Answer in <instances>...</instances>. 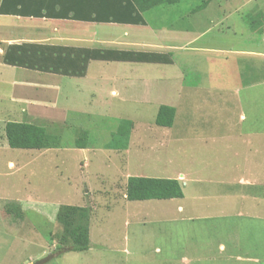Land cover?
I'll return each mask as SVG.
<instances>
[{
    "label": "rangeland",
    "instance_id": "rangeland-1",
    "mask_svg": "<svg viewBox=\"0 0 264 264\" xmlns=\"http://www.w3.org/2000/svg\"><path fill=\"white\" fill-rule=\"evenodd\" d=\"M202 5V8H198ZM248 13H262L264 16V0H183L175 6L160 7L144 15L155 29L162 28L166 33L174 31L180 38L186 34L183 44H174L177 46L173 54L175 65L181 68L188 84L200 81L202 86L199 87L208 90L201 93L204 99L221 102L220 98H228L232 119L241 124L239 118L242 114L247 119L244 125H249L251 114L261 112L258 118L264 119V35L251 32L244 24L243 18ZM0 20L4 26L24 24L11 19ZM176 23L180 25L176 26ZM166 42L170 44V41ZM187 42L188 47L183 46ZM99 69L107 78L124 75V81L116 84L119 97L109 94L108 83L105 84L107 94L90 97L87 92L95 84L89 80L83 83V94L68 99L60 96L56 109L48 107L68 113L66 124H58L63 146L60 156L53 152L49 156L50 159H54L53 156L60 158L59 161L63 163L61 176L56 173L59 164L50 159L43 164L24 168L20 173L8 168V162L16 166L28 157L25 151L2 146L5 141L2 127L7 121L6 115L17 118L23 105L0 102V196L11 195L14 188L20 187L22 181L29 177L28 171L38 172L30 176L34 181L33 188L40 190L42 198L48 202L58 201L59 204L74 206L79 203L80 195L85 196L87 191L89 195L82 197L86 206L90 207L91 202L95 208L98 207L96 214L90 215L92 223L89 239L92 247L86 252H69L58 256L56 249L69 245L68 237L56 220L58 207L40 209L36 215L28 209L20 212L12 205H7L15 202L0 199V235H9L3 224L18 226L24 220L41 235L39 238L27 236V244L23 247L0 245V264H18L27 256L35 257L29 260V264H35L45 257L48 259L43 264H223L217 259V248H212L211 242L215 241L212 239L221 238V234L228 233V223L227 228H223V224L214 222H194L193 226L191 223L186 226L179 220L170 223L153 221L149 219V213L151 216L152 213L150 210L148 212V208L156 207L155 202L137 203L138 212L135 211V203L124 210L115 205L110 214L104 215L101 209L104 205L100 199H104L103 196L109 192L122 197L125 194V180L128 176H135V164L142 172L148 171L152 165L147 158L143 159V163H135V129L150 139L163 137L152 129L159 128L154 123L155 114L159 105L175 98L180 81L174 65L119 64L116 67L106 63L102 68L91 69V78ZM14 77L25 79L26 75L23 72ZM128 77L130 82L127 81ZM70 82L60 84L68 85L67 90L71 91L70 86L74 85ZM244 82L262 84L263 87L261 90L243 92L241 89L238 92L237 86H242ZM0 89L4 90L1 86ZM6 109L7 113L3 112ZM47 119L56 120L50 113ZM122 120L130 121L133 125L129 135V152L126 154L104 149ZM82 131L89 136L90 148L85 151L72 147ZM116 163H121V171L109 168L110 164ZM165 206L175 205L165 203ZM95 222H99L98 226L94 225ZM236 237L242 239L243 230L236 232ZM190 239L197 243L196 248L187 247ZM195 250L199 252L195 253ZM229 264L242 263L232 260Z\"/></svg>",
    "mask_w": 264,
    "mask_h": 264
},
{
    "label": "crops",
    "instance_id": "crops-1",
    "mask_svg": "<svg viewBox=\"0 0 264 264\" xmlns=\"http://www.w3.org/2000/svg\"><path fill=\"white\" fill-rule=\"evenodd\" d=\"M4 5L8 9L19 11L22 15H0V19L16 20L26 26L15 24L12 25L14 27L4 26L0 20V82H2L0 86L4 88V90L0 89V102L23 105L17 118L6 115L7 121L3 124L2 132L9 121L66 124L68 120L66 111L57 112L48 107L56 109V102L60 96L68 99L83 94L85 89L83 83L89 80L94 81L95 84L87 92L90 97L107 94L108 88L105 86L107 83L110 86L109 94L115 98L120 96L116 84L124 81V75L107 78L102 75V69H99L95 71L94 78H91V69L102 68L106 63L116 67L119 64L127 66L158 64L91 60L84 77H68L5 64V55L21 53L18 49L20 46L37 45L74 50L110 51L115 59L122 52L170 56V64L159 65H174L180 81L179 88L175 91V98L165 101L167 104H162L175 109L174 122L169 128H152L153 131L155 129L157 133L162 134L163 137L160 139L144 137L143 133L135 129V163H143L145 158L149 160L148 163L152 162L149 170L144 172L136 167L138 164H135V177L177 180L183 197L130 202L125 199V194L116 197L109 192L103 196L104 199H100L104 206L99 208L103 209L105 215L110 214L115 205L124 210L125 207L135 203V211L138 212L137 203L155 202L156 207L148 208V212L150 210L152 213V216L149 213V219L153 221L170 223L179 220L186 223V226L188 223L193 226L194 222H214L223 224V228H227L226 223H228V233L221 234V238L212 239L215 241L211 242L212 248H217L219 255L217 259L223 264H229L232 260L242 264H264V119L258 118L261 112L251 114L249 125H244L247 119L241 114L239 118L241 124L236 123L231 117V103L229 104L228 98H220L221 102L210 98L204 99L201 93L208 90L199 87L202 86L200 81L188 84L182 75L183 72L180 71L181 68L175 65L176 61L173 59L177 48L174 44H183L182 40L186 34L180 38L174 31L166 33L162 28L155 29L145 20L144 15L140 18L130 12L126 0H4ZM159 15L164 20L162 14ZM177 25L180 24L176 23ZM53 39L54 41H49ZM166 41H170V44ZM185 45L188 47V42L183 46ZM23 72L26 75L25 79L14 77ZM67 81H71L70 83L74 85V87L70 86L71 91L67 90L68 85L60 84ZM127 81L130 82L131 79L128 77ZM261 85L244 82L242 86H236L238 92L241 89L243 92H249L253 89L261 90L264 86ZM7 111V109L3 110L5 113ZM49 113L55 116V121L47 119ZM129 145L130 142L128 148ZM2 146L10 149L6 139L3 140ZM60 150H20L25 151L28 157L16 166L13 162H8V168L14 169L17 173L23 172L24 168L49 161L52 152L58 156ZM128 150L120 152L126 154ZM45 155L48 157L44 158ZM57 156H53L54 159L50 160L59 164L56 173L61 176L63 163ZM110 165L111 170L112 168L122 170L121 163ZM28 174L29 177L22 181L20 187L14 188L10 192L11 195L0 196V199L15 202L16 204L7 203V205H12L20 212L28 209L36 215L40 209L65 205L59 204L58 201L48 202L43 199L41 191L33 188L34 181L30 177L37 175L38 172L28 171ZM126 181L127 179L125 183ZM88 195L87 191L85 196L80 195L79 203L74 206L87 207L82 197ZM165 203H173L175 206L166 208ZM89 204L90 215L96 214L98 207L95 208L91 202ZM91 223L90 216L89 229ZM28 224L30 223L27 220L18 226L9 227L3 224L9 235L6 234L4 237L0 235V245L23 247L27 244V236L39 238L41 235L39 233L38 235L33 226ZM98 224L99 222H95L94 225L98 226ZM240 230H243L242 239L236 237V232ZM223 236L234 239L228 240ZM184 244L186 246V242ZM196 245L197 243H193L191 239L187 241L188 248H196ZM197 252L199 251L195 253ZM24 258L18 264H29V260L35 257Z\"/></svg>",
    "mask_w": 264,
    "mask_h": 264
},
{
    "label": "trees",
    "instance_id": "trees-1",
    "mask_svg": "<svg viewBox=\"0 0 264 264\" xmlns=\"http://www.w3.org/2000/svg\"><path fill=\"white\" fill-rule=\"evenodd\" d=\"M183 0H126L130 8L137 16L145 15L164 6H175ZM205 4V2H204ZM202 6L198 8H202ZM0 15L21 16L19 11L8 9L4 0L0 2ZM126 13V17H127ZM30 17V16H26ZM125 17V18H126ZM244 24L251 32L264 35V16L262 13L246 14ZM21 53L16 55L6 54L4 63L19 66L44 73L58 74L68 77H84L87 65L91 60L102 61H135L140 63L170 64V56L163 54H141L122 52L118 58L112 57L110 51L56 48L37 45H23L18 48ZM175 117V109L160 105L156 113L154 123L158 127H172ZM130 121H120L116 132L104 149L126 151L129 144V135L132 129ZM61 128L56 123L46 124L44 121L35 122H7L4 126V135L10 149L18 150H49L62 148ZM75 149H88V133L82 131L80 136L72 144ZM183 197L182 189L177 180L156 179L148 177L130 176L125 187V199L127 201L170 200ZM91 210L89 207H77L61 205L56 213V220L69 240V245L56 249L57 255L65 253L85 252L90 248L89 219Z\"/></svg>",
    "mask_w": 264,
    "mask_h": 264
},
{
    "label": "water",
    "instance_id": "water-1",
    "mask_svg": "<svg viewBox=\"0 0 264 264\" xmlns=\"http://www.w3.org/2000/svg\"><path fill=\"white\" fill-rule=\"evenodd\" d=\"M48 259V257H45L44 259H42L41 261L39 262H36L35 264H43L44 262H46Z\"/></svg>",
    "mask_w": 264,
    "mask_h": 264
}]
</instances>
